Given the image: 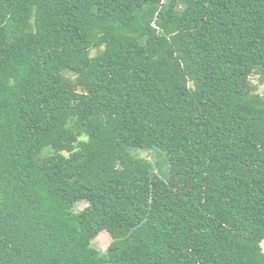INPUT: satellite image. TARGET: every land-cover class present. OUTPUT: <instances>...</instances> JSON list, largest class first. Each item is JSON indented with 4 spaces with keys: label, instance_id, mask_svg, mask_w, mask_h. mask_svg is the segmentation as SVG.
Returning a JSON list of instances; mask_svg holds the SVG:
<instances>
[{
    "label": "trees",
    "instance_id": "obj_1",
    "mask_svg": "<svg viewBox=\"0 0 264 264\" xmlns=\"http://www.w3.org/2000/svg\"><path fill=\"white\" fill-rule=\"evenodd\" d=\"M253 75L264 0H0V264H264Z\"/></svg>",
    "mask_w": 264,
    "mask_h": 264
},
{
    "label": "rangeland",
    "instance_id": "obj_2",
    "mask_svg": "<svg viewBox=\"0 0 264 264\" xmlns=\"http://www.w3.org/2000/svg\"><path fill=\"white\" fill-rule=\"evenodd\" d=\"M252 83H254L257 88L256 92L260 94H264V84L258 82V78L256 75L251 77ZM130 152L133 155L142 157L147 161H151L154 164V169L158 172V174L164 179H168L169 177V159L165 151L160 148H151V149H141V148H130ZM86 206V203H80L78 205V209H82ZM111 242V237L107 232L100 233L96 239L94 240V245L101 249L105 250ZM264 245V243H263Z\"/></svg>",
    "mask_w": 264,
    "mask_h": 264
}]
</instances>
